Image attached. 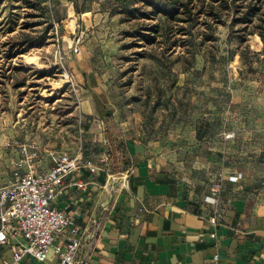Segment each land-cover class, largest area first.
<instances>
[{"label":"rangeland","instance_id":"1","mask_svg":"<svg viewBox=\"0 0 264 264\" xmlns=\"http://www.w3.org/2000/svg\"><path fill=\"white\" fill-rule=\"evenodd\" d=\"M147 1L165 3L0 0V187L17 157L9 140L47 151L81 140L93 159L107 141L114 161L137 140L162 145L202 175H251L264 199L261 38L221 11L183 24V35L152 34L146 29L166 24L149 15ZM70 9L74 30L65 23ZM139 33L155 35V43Z\"/></svg>","mask_w":264,"mask_h":264},{"label":"crops","instance_id":"2","mask_svg":"<svg viewBox=\"0 0 264 264\" xmlns=\"http://www.w3.org/2000/svg\"><path fill=\"white\" fill-rule=\"evenodd\" d=\"M82 80L88 84V75ZM103 151L93 159L81 140L77 147H62L93 165ZM38 166L48 169V158ZM220 171L202 175L162 145L135 140L125 144L121 158L114 161L111 154L108 176L85 165L69 174L52 204L86 229L78 264H213L215 255L217 264H264L262 194L251 175L234 182L236 171ZM214 216L217 225L211 223ZM65 241L60 235L56 244ZM0 264H13L9 245L0 246ZM17 264L58 259L27 257Z\"/></svg>","mask_w":264,"mask_h":264},{"label":"built area","instance_id":"3","mask_svg":"<svg viewBox=\"0 0 264 264\" xmlns=\"http://www.w3.org/2000/svg\"><path fill=\"white\" fill-rule=\"evenodd\" d=\"M6 147L16 151L12 162L11 180L0 187V246L9 245L13 250V264L24 258L45 262L50 255L58 264H78L85 242L86 229H81L65 211L52 202L65 189V178L83 165L92 173L103 171L109 175L110 146L104 141L99 165L84 163L79 155L62 151L42 150L35 143L9 140ZM48 158L50 166L40 170L38 165ZM241 175L231 177L236 182ZM83 188V183H77ZM217 225V217L211 218ZM60 235H66L64 244H56ZM214 236V235H213ZM217 264L218 255L212 258Z\"/></svg>","mask_w":264,"mask_h":264},{"label":"trees","instance_id":"4","mask_svg":"<svg viewBox=\"0 0 264 264\" xmlns=\"http://www.w3.org/2000/svg\"><path fill=\"white\" fill-rule=\"evenodd\" d=\"M197 0H165V3L147 1L150 6L149 15L154 18L162 16L165 21V28L161 29L160 25L149 27L146 31H151L152 34H163L169 29H173L175 34L183 35L186 32V27L183 24H193L201 14L214 15V12H230L233 14L232 24H241L243 31L250 28V33H257L264 45V0H209L196 2ZM219 14V13H218ZM235 15V16H234ZM218 19L216 24H223V21ZM255 20L258 23L255 24ZM255 24V25H254ZM208 30L213 28L212 25L205 23ZM142 40L149 45L155 43V35L150 33H139ZM247 35V34H246ZM246 35L241 37V40ZM206 40H213L212 36L206 37ZM174 41L173 44H177ZM21 54V53H20ZM102 112V109H100ZM104 150V148H103Z\"/></svg>","mask_w":264,"mask_h":264},{"label":"bare ground","instance_id":"5","mask_svg":"<svg viewBox=\"0 0 264 264\" xmlns=\"http://www.w3.org/2000/svg\"><path fill=\"white\" fill-rule=\"evenodd\" d=\"M67 24V27L71 30L75 29L76 26V22H75V17H74V13L73 11L70 9L68 12V18L65 22ZM26 61L34 66H40V61L38 57L35 56H26ZM65 79H67V77L65 76L64 79H62V81L64 83H67V80L65 81Z\"/></svg>","mask_w":264,"mask_h":264}]
</instances>
